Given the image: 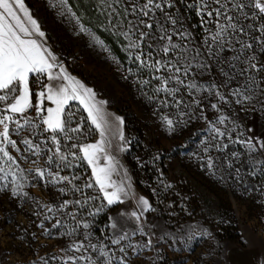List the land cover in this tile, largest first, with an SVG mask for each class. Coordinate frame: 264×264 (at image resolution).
Listing matches in <instances>:
<instances>
[{
  "label": "snow or ice",
  "instance_id": "obj_1",
  "mask_svg": "<svg viewBox=\"0 0 264 264\" xmlns=\"http://www.w3.org/2000/svg\"><path fill=\"white\" fill-rule=\"evenodd\" d=\"M101 3L111 17V26L128 41L125 51L130 59L139 62L138 68L148 69L151 78L159 82L160 86L154 89L156 93L163 92L172 98L181 122L196 119L207 123L203 133H198L204 137L201 152L209 154L207 167L216 171L222 167L229 179L238 182L245 177H258L264 189V140L234 137L235 126L222 129L220 125L225 124L226 118L221 115L208 120L203 108L205 101L216 99L217 103H211L210 107L219 111L218 105L226 103L230 96L236 104L264 110V0H179V4L177 0H101ZM180 5L184 6L183 12ZM60 6H65V0H60ZM188 12L198 18V24L191 27L199 26L205 33L200 45H193L192 33L185 26L184 21L190 17L184 13ZM81 31L88 30L81 26ZM43 37L45 33L28 12L24 0H0V192L26 202L29 193L25 188L43 184L56 188L61 197L68 194L74 197L37 203L38 211L34 214H44L37 225L42 230L40 235L52 237V230L56 229L57 237L71 238L59 253L41 257V264L50 261L132 264L134 258L153 247L152 238L141 223L144 213L151 210L146 198H138L139 211L109 217L106 227L111 229L110 235L95 242L94 233L89 231L90 223H82L77 212L68 210L100 200L95 213L89 215L99 214L105 207L124 202L130 185H126V177L114 179L117 165L106 148L110 117L104 110L106 102L97 101L92 89L54 63L56 57L38 39ZM57 67L59 72L54 71ZM161 71L167 74L154 75ZM205 76L207 80L203 79ZM46 100L54 107H45ZM70 101H79L87 112L75 127L72 124L76 113L70 110ZM161 119L171 130L175 122L167 116ZM116 120L123 123L121 118ZM84 124L90 134L98 132L100 139L95 143L68 144L67 152L62 151L61 141L76 139L73 134L81 133ZM13 136L19 138V143ZM120 139L124 140L122 132ZM230 144H240L244 151L229 150ZM213 150L221 153L220 165L210 155ZM12 151L18 156L12 155ZM21 161L32 167H23ZM81 163L91 168V177L82 186L76 183L81 178L74 172L61 175ZM87 189H95L97 195L87 194ZM76 193H80V198H75ZM7 219H12L10 213ZM53 219L55 223L46 227L45 221ZM129 221L134 222L133 227H129ZM137 235L147 237L146 242H134ZM33 238H37L35 233Z\"/></svg>",
  "mask_w": 264,
  "mask_h": 264
},
{
  "label": "rangeland",
  "instance_id": "obj_2",
  "mask_svg": "<svg viewBox=\"0 0 264 264\" xmlns=\"http://www.w3.org/2000/svg\"><path fill=\"white\" fill-rule=\"evenodd\" d=\"M24 3L45 33V37L39 39L56 57L55 63L92 89L96 100L106 102L104 105L111 111L104 109L110 114L107 134L110 144L107 147L117 165L114 179L126 177L129 196L124 202L105 207L94 216L89 213H95L100 200L83 208L68 209L77 212L82 223H90L94 242L110 235L111 229L106 227L109 217L139 211L137 200L144 197L151 210L144 213L141 223L151 236L153 247L134 258L132 264H225L226 253L235 244L261 246L264 264V189L260 187L261 181L253 176L238 182L229 179L222 167L219 171L207 167L209 154L201 152L204 137L198 134L203 133L207 123L196 119L186 124L181 122L172 98L154 91L160 86L159 82L151 78L148 69L138 68L139 62L130 59L129 52L125 51L128 41L111 26V17L101 0H65L64 7L60 6V0H24ZM180 7L183 12L184 6ZM184 15L190 17L184 23L192 33L193 45H200L205 33L199 26L191 27L198 24V18L192 12ZM81 26L88 31H81ZM174 40L180 42L176 37ZM159 58L154 56V59ZM166 74L163 71L154 73ZM144 80L149 83L143 84ZM185 97L188 98L186 94ZM234 101L235 98L229 96L226 103L218 105L219 111L210 107L211 103H217L216 99L205 101L204 113L208 120L224 116L225 124L220 127L232 129L235 126L234 137L260 139L264 132V110L259 106L254 110ZM69 104L70 110L76 113L72 124L75 127L87 112L79 101ZM45 107L54 105L46 100ZM162 116L175 122L171 130ZM116 118H121L123 123ZM83 127L81 133L73 134L76 139L61 141L62 151L67 152L66 145L82 144L92 135L100 139L98 132L90 134L87 131V124ZM121 132L124 140L120 139ZM12 139L19 143L18 137ZM229 150L244 151L240 144H230ZM11 154L18 156L14 151ZM210 155L217 165L222 163L221 153L213 150ZM21 163L25 168L32 167ZM72 172L81 178L76 181L81 186L91 177V168L87 169L84 163L61 175ZM25 191L29 193L26 202L11 199L8 192H0V264H41V257L59 253L60 248L71 242L69 237H57L56 229L52 230V237L40 235L42 230L37 225L44 214L34 213L38 211L37 203L43 205L74 197L71 194L61 197L56 188L43 184L27 187ZM86 193L97 195L95 189H87ZM75 198H80V193H76ZM9 213L12 219H7ZM51 223L55 220L45 221V226L50 227ZM133 226L134 222L129 221V227ZM189 236L194 238L189 240ZM146 239L139 235L133 237L134 242H146Z\"/></svg>",
  "mask_w": 264,
  "mask_h": 264
},
{
  "label": "crops",
  "instance_id": "obj_3",
  "mask_svg": "<svg viewBox=\"0 0 264 264\" xmlns=\"http://www.w3.org/2000/svg\"><path fill=\"white\" fill-rule=\"evenodd\" d=\"M25 7L28 9V12L30 13V10L26 4H25ZM21 17L23 19L22 13H21ZM34 38H36V37H34ZM54 63H55V61H54ZM54 71L59 72V68L57 67L56 69H54ZM66 73L70 77L79 81V79L75 75L70 74L68 72H66ZM33 99H34V101H36L35 96H33ZM104 109H107V111H110V109L107 108L105 105H104ZM66 110H67V108H66ZM110 113H111V111H110ZM260 140H264V132L262 133ZM97 141H98V138L93 137V138L83 142L82 144L95 143ZM108 144H110V142H109V139L107 138V144H106L107 153L109 155H111V153L107 147ZM262 261H263V248L257 244H249V245H246L245 247H242L239 244H235V246H233L231 249H228V251L226 253V257H225V264H262Z\"/></svg>",
  "mask_w": 264,
  "mask_h": 264
},
{
  "label": "built area",
  "instance_id": "obj_4",
  "mask_svg": "<svg viewBox=\"0 0 264 264\" xmlns=\"http://www.w3.org/2000/svg\"><path fill=\"white\" fill-rule=\"evenodd\" d=\"M32 87H33V91L35 92L37 90L35 84H33ZM32 114L34 115V112Z\"/></svg>",
  "mask_w": 264,
  "mask_h": 264
},
{
  "label": "trees",
  "instance_id": "obj_5",
  "mask_svg": "<svg viewBox=\"0 0 264 264\" xmlns=\"http://www.w3.org/2000/svg\"><path fill=\"white\" fill-rule=\"evenodd\" d=\"M93 137V135L91 137H89L87 140L91 139ZM85 167L88 169V166L86 165V163H84ZM139 186V185H138ZM140 188V186H139ZM141 189V188H140Z\"/></svg>",
  "mask_w": 264,
  "mask_h": 264
}]
</instances>
